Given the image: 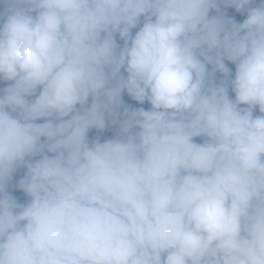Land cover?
<instances>
[{"label": "clouds", "instance_id": "obj_1", "mask_svg": "<svg viewBox=\"0 0 264 264\" xmlns=\"http://www.w3.org/2000/svg\"><path fill=\"white\" fill-rule=\"evenodd\" d=\"M0 264H264V0H0Z\"/></svg>", "mask_w": 264, "mask_h": 264}, {"label": "rangeland", "instance_id": "obj_2", "mask_svg": "<svg viewBox=\"0 0 264 264\" xmlns=\"http://www.w3.org/2000/svg\"><path fill=\"white\" fill-rule=\"evenodd\" d=\"M125 100L128 101L129 103H132V104L135 103V102H133V101L128 100V98H127L126 96H125ZM145 107H147V105H145ZM94 134H95V132L93 131L92 133H90V136H91V135H94ZM104 135H111V132H110V131L105 132Z\"/></svg>", "mask_w": 264, "mask_h": 264}, {"label": "trees", "instance_id": "obj_3", "mask_svg": "<svg viewBox=\"0 0 264 264\" xmlns=\"http://www.w3.org/2000/svg\"><path fill=\"white\" fill-rule=\"evenodd\" d=\"M237 15V19L238 20H241L243 17L239 16V14H236ZM229 67H232L231 65H229Z\"/></svg>", "mask_w": 264, "mask_h": 264}]
</instances>
